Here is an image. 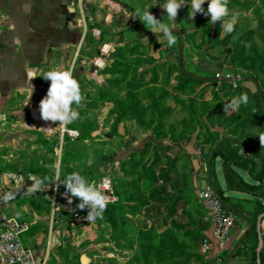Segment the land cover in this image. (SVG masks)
<instances>
[{"label":"crops","instance_id":"obj_1","mask_svg":"<svg viewBox=\"0 0 264 264\" xmlns=\"http://www.w3.org/2000/svg\"><path fill=\"white\" fill-rule=\"evenodd\" d=\"M165 3L166 0H0V143L15 144L22 142L27 135L34 136L36 139L35 134H41L45 140L55 143L53 168L61 180L64 179L63 170L71 167L67 164L68 158L64 156L69 150L75 157L72 166L76 172L84 176L88 183L94 184L104 176L128 182L133 180L134 177H130L131 173L122 171L121 163L130 159L131 153L137 148L139 142L155 141L157 144L163 143L164 146L169 145L180 151L178 155L166 152L161 158L167 160V168L163 165L159 172L168 170L169 163L174 161V169L180 176L186 177L187 188L195 195L200 189L208 187L209 158L204 161L203 157L197 153L194 146L197 140L194 134L185 139L180 135L178 128L183 125L181 122L183 118H178V121L173 119L182 113L181 106L175 100L184 102L186 93L166 88L169 96L161 102V106L170 108L172 112L163 121L166 132L163 138H155L152 130L145 128V123L149 119L148 115L144 117L141 124H138L130 114L122 116L117 121L114 103L97 97L100 90L121 97L124 95L123 92L120 93L116 85L106 82L111 76L104 72L111 66L113 53L117 48L132 46L138 42L143 46L150 45L151 48L157 44L159 51L161 48L169 51L167 56H162L163 61L173 63V52L176 48L179 52L180 45V37L174 31L180 30L179 14L184 6L178 10V15L172 22L168 20L166 12L160 7ZM145 7H151L150 12L157 19L164 18V22L173 28V34L178 37L176 45L169 47L162 34L152 33L145 28L139 18H135V11ZM256 43L258 45V42ZM95 51H99V55L95 56ZM190 66L197 71L194 72L195 74L193 71H184L187 75H192L195 79H207L204 76L208 73L206 65L198 66L194 62ZM57 68L73 69V76L78 79L85 97L78 107V111L83 112L79 115L80 121L89 119L96 126L83 141H78L79 138L72 140L68 136V131L75 130L79 133L78 130L68 128L67 125L59 126V122H46L39 116V101L46 95L50 83L43 76L49 70ZM148 104L149 101L147 104L143 103V107ZM73 107L76 106L73 105ZM170 128L173 129L171 133ZM127 147L131 150L124 151ZM35 154L41 155V152L37 150L33 156ZM217 162H220V166ZM184 164L187 170L183 169ZM220 171L221 160L218 159L215 163L217 179ZM146 182V180L143 183L141 181V184L137 186L142 188ZM158 184L164 185L161 180H158L147 193L140 191L137 196L121 201L125 221L120 226L99 225L97 230L100 234L113 236L110 240L112 247L124 239H134L138 246L137 238L141 227L152 230L153 236L158 235L159 239L169 229L170 220L163 223L162 217L151 211L154 205L147 199L149 192ZM56 185L57 182L53 181L50 185H45L43 190L34 193L36 195L45 193L50 199V206L58 208L60 212L59 215L52 214L46 218L33 215L36 219L33 222L35 226L41 225L42 219L46 220L50 238L59 233L63 235L69 232L74 233L83 227L72 226L69 222V214L80 203L79 199L72 198L71 204L68 200L54 199L53 189L64 188L61 184L59 187ZM127 190L128 192L119 196L123 197L124 194L132 193L133 185L128 186ZM225 196L231 197L233 204H238L246 210L252 207L251 203L245 201L248 197L242 194L227 192ZM56 200L59 202L57 203ZM232 214L237 225L223 247H219L213 239L211 225L207 219L205 220L207 225L205 234L211 243L208 252H203L201 246L199 248L205 256L209 254L211 258H214L228 252L227 260L229 261L232 257L248 229L246 216L235 215V212ZM178 219L183 221L182 217ZM178 219L175 218L176 221H174L178 223ZM261 225L264 228V221ZM177 233H181V238L177 236ZM29 235L30 241H39V230H31ZM174 235L186 249L191 247V240L183 237L182 231L175 230ZM184 239H186L185 244ZM24 244L28 247L25 242ZM103 245L109 244L108 242L99 243V246ZM119 252L127 253L126 250H119ZM34 256H36L35 253Z\"/></svg>","mask_w":264,"mask_h":264},{"label":"rangeland","instance_id":"obj_2","mask_svg":"<svg viewBox=\"0 0 264 264\" xmlns=\"http://www.w3.org/2000/svg\"><path fill=\"white\" fill-rule=\"evenodd\" d=\"M239 1L244 6H229L230 16L225 18L230 19L232 15L237 17L235 31L230 34H226L223 31L220 22H217L215 25L209 23L210 16L197 13L194 18H189L188 11H190L189 6L191 0H185L187 5H184L179 14L181 17L179 29L184 32L182 35L183 70L186 72H188L187 70L193 71L194 73L197 69H193L190 65L196 62L198 66L206 65L205 68H207L208 73L204 75L207 79H203L204 81L201 84L193 86L194 89L191 95L188 93L185 94L186 99L183 102L185 108H182V113L178 114L177 118L173 117V119L178 121V118H183L181 121L183 125L178 128L180 135L184 139L190 138L192 134L195 135L197 142H195L196 144L194 146L204 161H207L210 157L213 146L223 138L236 140L246 148L254 149L257 152H264V149H262L264 146L260 145L258 137L264 134V116L262 114L261 104H257L255 98H252L258 91V82H254L251 79L252 76H255L258 80L263 79L264 66L258 67L253 63L255 60L253 57L252 61L247 59L241 65L239 74L235 75L231 71L232 67L228 63L227 55V51L231 50L233 43L243 32L255 30L258 26L255 12L261 14L264 23V0ZM205 4H207V0ZM216 31H219L217 39L214 38ZM254 41L258 42L259 52H264V43L257 37L254 38ZM158 47L157 44L152 48L150 45H139V48L138 46L135 47L133 52L125 53L124 60L128 63L127 66L121 64L114 68L116 78H124V81L113 84L117 86L120 93H124L125 87H129L135 81L142 88L138 97L142 99V104H147L149 101L146 98L147 90H153L156 94L155 96H157L160 90L166 88L172 89L177 86V80L181 79L177 60L178 48L173 52V63H169L168 61H163L164 59L162 57L167 56L169 51L161 47L159 51ZM256 68H259V71L254 75ZM198 72L201 73V71ZM225 77H238L239 79H229V82L223 85L221 79ZM183 81L187 84L189 83L188 79H183ZM241 93H247L248 103L246 105L242 104L238 111L230 110L224 112V103ZM138 144V149L136 148L131 155L134 154V157H137L139 152L147 148L145 155L138 162L139 164L137 166L133 167L131 164L125 166V171L126 173H131L130 177H140L139 184H141V181L142 183L145 181L142 166L152 163L155 176L156 173L158 176L160 174V167L163 165L165 167L167 166V160L161 157L165 156L166 152H169V154H180L178 149L169 147V145L164 146L163 143L150 144L139 142ZM50 145L44 144L31 135H27L22 142L15 144L0 143V171L30 172L28 167L36 161L32 160V157L37 150L48 159L54 158L53 154L47 153ZM128 150H131L130 147L124 149V151ZM135 160L140 159L136 158ZM128 162L137 161H132L131 159ZM217 165L220 166V162H217ZM246 181L249 182V179L246 178ZM218 183L222 189L225 188L221 171L218 172ZM158 186L161 185L158 184ZM25 192L26 190L16 191L13 194L14 198L6 203V208L11 216L27 224L29 232L34 229L39 230V241H30L29 232L24 236V242L36 254L35 257L38 264H142L138 261L140 251L134 239H124L112 247L110 240L113 236L111 234H100L96 230V225L83 226L74 233L69 232L64 235L59 233L55 237L52 236L50 238L47 232L46 220L42 219L41 225L35 226L33 222L36 219H34L33 215H37L39 218H46L49 215H57L60 212L58 209L50 206V199L45 193L29 196ZM171 193L172 191L169 194ZM196 199L193 204L186 207V210L191 214L192 218L201 219L205 222L207 215L199 207V204L197 205ZM248 199H251V197H248ZM56 201L57 203L59 202V200ZM259 219L255 227L260 233L263 228L261 227L262 222ZM178 221L180 223L183 222L180 225L185 226L188 218L183 216V221L179 219ZM168 225L169 229L163 233L160 239L158 235H155V238L153 237V245L158 247L162 244L164 247H168L169 250L173 248V243L168 236L171 235V238L175 237L176 239L180 236L181 238V233H177V237L174 235V232L177 230V232L182 231L184 233V230L175 229L171 220L168 222ZM235 225H237L236 222ZM51 229L54 228L51 227ZM170 232L172 234H169ZM186 238L188 239V237ZM184 240L183 242L185 244L186 239ZM101 242H108L109 245H103L101 247L99 246ZM261 245L262 243L260 241L258 251ZM119 250H126L127 253L119 252ZM197 252L201 257L196 260H191L190 264H249L248 255H240L235 258L232 255L228 261V252L227 254L223 253L226 254L224 257L221 254L214 258H211L209 254L205 256L199 249ZM153 254L148 264H171L183 260V257L178 256L169 263L165 255L157 258L156 254Z\"/></svg>","mask_w":264,"mask_h":264},{"label":"trees","instance_id":"obj_3","mask_svg":"<svg viewBox=\"0 0 264 264\" xmlns=\"http://www.w3.org/2000/svg\"><path fill=\"white\" fill-rule=\"evenodd\" d=\"M241 5L239 0H229V6ZM205 11L207 10V4L203 5ZM258 20V26L255 30H249L245 33L243 32L233 43L231 50L227 51L228 63L231 65L232 70L235 75L239 74L240 67L243 63L254 57L255 63L258 67L264 66V52H259L258 46L254 41V38L257 37L262 43H264V23L263 18L259 12H255ZM182 35L184 34L183 31ZM233 33V32H232ZM219 31L214 33V38H218ZM229 38V37H226ZM139 42L135 43L132 46H124L117 48L113 53V62L109 68H106L104 72L111 75L106 82L110 85L117 84L116 82L124 81V78H116L114 68L118 65L124 64L127 66V62L124 60L126 52H133L135 47L138 46ZM248 56H247V54ZM99 55V51H95V56ZM259 71V68L254 70V75ZM179 74L181 79H178V84L175 88V91L180 93L192 94L194 85L201 84L204 80L200 78L193 77L192 75H187L185 72L180 71L179 64ZM183 79H188L189 83L187 84ZM254 82H258V91L252 98H255L257 104H261L262 114L264 116V75L263 79L258 80L255 76L251 78ZM222 84H226L229 80H222ZM167 85V84H166ZM141 87L138 86L135 81L129 87H125L124 95L121 97L117 94H108L107 92L100 90L97 94V97L103 100H108L114 103V112L116 113L117 121L126 114H130L136 120L138 124H141L144 120V117L148 115V121L145 123L146 129H151L155 138H163L166 136L165 132V121L168 118V115L172 112L170 108H164L161 106V102L169 96V93L166 89L160 90L159 94L153 92V90H147L146 98L149 100V104L146 107H143L142 99L138 97L141 92ZM83 102V101H82ZM181 108H185L184 103L175 100ZM83 114V112H79ZM116 121V122H117ZM68 128L76 129L79 131L80 137L78 141L85 140L91 131H93L96 126L89 119L80 121V118L72 123H69ZM172 128H170V133ZM172 134H174L172 132ZM37 135V140H40L44 144H51L50 148L47 150L48 154L54 153L55 143H51L45 140L41 134ZM150 144H155V141L149 142ZM164 147V146H162ZM147 149V148H146ZM145 150H142L137 154L138 157H134V154L130 156V161L137 162H128L124 161L121 163L122 171H125V166L132 165L133 167L137 166L141 161V158L145 155ZM65 157L68 158L67 164L70 165V168L63 170L64 178L76 172L72 163L75 161L74 154L69 150L65 153ZM140 160H135V159ZM221 160V172L224 179L225 188L222 189L218 183L217 175L215 172V163L216 161ZM32 160H36L29 167L28 170L33 172L37 177L43 178L45 176L50 177L52 180L56 175L54 172V158H46L44 155L37 156L36 154L32 157ZM65 162V159H64ZM174 161L169 163L168 170H161L158 176H155V173L152 169L153 164L149 163L145 166H142L144 169L145 180L147 181L142 188H139L140 177L134 178L131 181L127 180H114V190L117 196L121 195L126 191V188L133 185V192L124 194L123 197H120V202L114 205L106 206V210L103 212L102 218H98L96 224V230L100 224L107 225L111 224L115 227L120 226L125 220L123 218V206L121 201L123 199L131 198L132 196H137L139 192L143 191L147 193L150 187L153 184H156L158 180H161L164 185L157 186L149 192L147 197L148 201H151L154 207L151 211L162 217L163 223H166L168 220H171L174 224L175 229L184 230L183 236L188 237L191 240V247L186 249L183 244H181L178 239L175 237L171 238V235L168 236L171 241L173 248L168 250V247H164L160 244L158 247L153 245V232L152 230H146L145 227H141L138 232V248L140 255L138 256V261L142 264H148L150 258L156 254L157 258L161 255H165L168 262H172L176 257H183L181 262H174L171 264H190L191 260L201 257L197 250L203 244L204 240H209L205 234L207 225L203 220L192 218L191 214L186 210V207L194 203L195 194L193 191L187 188V179L184 176H180L178 172L174 169ZM209 166V177H208V186L214 188L217 193L223 199L224 207L226 211L233 213L238 216H246L248 222V229L245 232L241 243L236 247L235 252L233 253V258L240 255L249 256V264H264V228L260 233L256 230V224L258 219L262 222L264 221V152H257L251 148H246L236 140H231L229 138H223L219 143L213 146L211 155L208 161ZM183 169L187 170V167ZM172 174L170 175V173ZM246 178L249 179V182L246 181ZM51 184V183H50ZM46 182L45 185H50ZM62 187H64L61 184ZM168 187L171 188L172 193L169 194ZM235 193L242 194L248 197L253 198L254 200H245L252 204V207L248 210L244 209L238 204H233L231 197H226L225 193ZM39 194V193H38ZM198 205V204H197ZM200 207V206H199ZM186 217L188 218L187 224L180 225L175 222L177 217ZM169 234H172L170 232ZM261 241L262 245L258 251L259 242ZM167 246V245H166ZM227 254V253H226ZM223 254V257L226 256Z\"/></svg>","mask_w":264,"mask_h":264},{"label":"clouds","instance_id":"obj_4","mask_svg":"<svg viewBox=\"0 0 264 264\" xmlns=\"http://www.w3.org/2000/svg\"><path fill=\"white\" fill-rule=\"evenodd\" d=\"M206 0H191L190 11L188 17L194 18L197 13L210 16L209 23H221V27L226 34L235 31L237 17L232 15L230 19H225L230 16L228 7L229 0H207V10L202 7ZM185 0H166L163 6H160L165 12L169 21H174L178 15V10L184 6ZM151 7L137 9L134 13L135 18H139L141 23L154 34H162L166 38L168 46L172 47L178 43L177 35L173 34L172 27L163 20L157 19L151 12ZM45 80L50 81L46 95L39 101V116L42 120L48 122H59V126H66L79 119L78 107L85 99L82 94L78 79L73 76V69L49 70L43 76ZM236 86V85H234ZM32 91L33 86L31 85ZM31 91V94H32ZM248 103L247 93H241L238 96L232 97L228 102L224 103L223 111H238L242 104ZM75 105L76 107H73ZM259 137V143L264 146V134ZM264 149V148H262ZM57 182V187L62 184L66 191L64 196L68 203H72V198H78L80 203L77 208L80 210L87 209L86 219H96L101 217L106 210L107 198L98 190L95 184L88 183L87 179L79 172H73L61 180L57 173L55 180L50 177H34L33 183L27 188L25 194L33 195L37 191L44 189L46 182ZM14 198L12 193H8L5 200Z\"/></svg>","mask_w":264,"mask_h":264},{"label":"built area","instance_id":"obj_5","mask_svg":"<svg viewBox=\"0 0 264 264\" xmlns=\"http://www.w3.org/2000/svg\"><path fill=\"white\" fill-rule=\"evenodd\" d=\"M68 136L72 140H77L79 133L75 130H70L68 131ZM34 177L36 175L31 172L0 171V264H38L34 253L23 242L24 235L29 232L27 224L8 214L6 203L10 199L5 200L8 193L14 194L18 190H27L33 183ZM94 184L107 198L106 206L118 203L119 198L115 193L112 178L104 176L99 178ZM65 191V187L61 189L54 188V199L67 200L64 196ZM171 191V188L168 187V192L170 193ZM196 198L197 204L207 215L213 239L218 243L219 247H223L235 227L234 215L226 211L223 199L210 186L200 189ZM87 211V209L80 210L77 206L73 208L69 214L70 224L72 226H92L96 224L99 217L94 220H87ZM210 248V240H204L201 250L208 252Z\"/></svg>","mask_w":264,"mask_h":264},{"label":"water","instance_id":"obj_6","mask_svg":"<svg viewBox=\"0 0 264 264\" xmlns=\"http://www.w3.org/2000/svg\"><path fill=\"white\" fill-rule=\"evenodd\" d=\"M174 33L178 34L179 37H180V45H179V52H178V62L180 64V71L184 72L183 67H182V50H183L182 32H181V30H176V31H174ZM229 79L237 80L239 78L238 77H233V78L225 77L224 79L222 78L221 80L224 81V80H229Z\"/></svg>","mask_w":264,"mask_h":264}]
</instances>
